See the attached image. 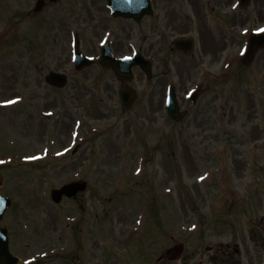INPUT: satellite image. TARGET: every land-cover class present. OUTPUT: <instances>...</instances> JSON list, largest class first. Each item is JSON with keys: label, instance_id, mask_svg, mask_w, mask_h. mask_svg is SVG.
I'll use <instances>...</instances> for the list:
<instances>
[{"label": "rangeland", "instance_id": "obj_1", "mask_svg": "<svg viewBox=\"0 0 264 264\" xmlns=\"http://www.w3.org/2000/svg\"><path fill=\"white\" fill-rule=\"evenodd\" d=\"M34 2L0 0V194L11 200L4 222L12 251L29 264H153L159 255L162 264H198L204 244L221 240L251 248L242 262L262 264L264 51L243 66L235 48L195 104L180 100L195 71L184 73L176 95L187 113L174 122L155 102L163 96L156 73L148 82L133 70L137 97L122 110L111 71L73 68L72 36L88 56L108 38L126 55L139 51L136 26L118 36L126 26L94 18L97 0H45L37 14ZM235 11L243 49L264 27V0ZM51 70L67 74L64 87L47 84ZM75 180L87 189L53 203L50 191ZM177 241L183 255L166 260Z\"/></svg>", "mask_w": 264, "mask_h": 264}, {"label": "flooded vegetation", "instance_id": "obj_2", "mask_svg": "<svg viewBox=\"0 0 264 264\" xmlns=\"http://www.w3.org/2000/svg\"><path fill=\"white\" fill-rule=\"evenodd\" d=\"M94 5L95 12L94 18H101L103 22L108 25V21H117L125 28L119 29L118 36H130L131 32L135 30L133 26H136L140 38L139 51L144 58L151 60V73L149 78L144 75V72L138 68L140 74L145 76V79L149 82L153 79V74L156 73L154 90L158 93L163 92L162 100H155L160 102V107L165 104L166 90L169 85H173L176 90L184 87L183 83L189 82V87H199L201 91L200 96L203 94L205 82L212 77L214 73L217 78L223 77L225 69L231 66V62L235 58L231 57V52L235 53V48H239V38L237 35V22L236 0H227L225 5L221 6L219 0H150L151 13L147 15H141L138 19L133 17L114 16L107 6V0H101L102 3ZM229 6V11H223L222 8ZM222 9L217 13L214 18L218 19L216 25L211 27L209 20L211 14H214L215 8ZM101 11V12H99ZM97 15V16H96ZM103 15H106L105 17ZM108 29V27H106ZM218 29V30H217ZM131 31V32H130ZM195 33V37L193 35ZM190 47L185 44L184 47L177 48L174 45V40L180 38H190ZM240 35V34H239ZM231 38L232 40H226ZM113 56L117 55L116 48L111 47ZM228 51V53H227ZM100 55V49L96 50L93 54L95 58L93 65L99 70H109V68L101 66L97 56ZM152 55V56H151ZM181 59L185 62H190L189 67L186 65H179ZM207 63L204 62L207 60ZM205 63V64H204ZM186 66V67H185ZM183 69L181 72L178 71ZM194 70L193 75H187V82L184 81V73ZM216 70L215 72H213ZM112 72V71H111ZM183 73V74H180ZM135 74V73H134ZM173 74L174 77L173 78ZM115 75L112 72V80ZM133 76V75H132ZM134 78V76H133ZM155 78V77H154ZM114 81L123 85V82L114 77ZM182 87V88H183ZM199 96V97H200ZM179 99V98H178ZM180 100L185 102V98L181 96ZM263 234L260 237L263 238ZM257 235L253 232H249L247 240L251 244L252 248L257 246ZM244 240L240 243L241 245ZM233 245V248L231 249ZM246 247V246H245ZM238 244L233 242H214L204 246V252L201 253V259L199 264H254L253 262H242V251H245L248 256L252 257L251 248L237 249ZM253 250H255L253 248ZM233 251V253L231 252ZM15 254V252H14ZM220 255V259L217 260V255ZM238 257L234 262H230L234 257ZM88 262H82L87 264ZM162 264V262H157ZM261 264V263H260ZM264 264V262H262Z\"/></svg>", "mask_w": 264, "mask_h": 264}, {"label": "water", "instance_id": "obj_3", "mask_svg": "<svg viewBox=\"0 0 264 264\" xmlns=\"http://www.w3.org/2000/svg\"><path fill=\"white\" fill-rule=\"evenodd\" d=\"M52 2L56 0H50ZM110 3V8L112 10V14L114 15H123V16H133L138 18L141 15V12L150 11V5L148 0H108ZM249 0H241V5L245 6L248 4ZM43 6V0H37L35 3L34 10L38 11ZM248 50L243 57V61L248 63L254 52L257 48H264V31L260 33L253 34L250 38H248ZM176 43V42H175ZM182 41L176 43V45L181 46ZM186 44V43H185ZM188 44V42H187ZM74 47V61L76 69H81V67L89 65L91 61L83 57V55L78 50V42L77 38L75 39ZM103 53L101 57V62L104 65L111 66L116 74L122 79L128 80L131 75L130 68L134 64H138L149 71V62L140 60L141 57L139 55H135L133 58H124V59H114L111 56V53L107 47L104 45L102 47ZM144 65V66H143ZM66 76L64 74L49 72L46 76L47 82L56 87H62L66 83ZM134 94L127 88H123L119 92V98L124 108H128L133 99ZM168 116H171L173 119H180L184 112H179V106L177 105L174 95L171 94L170 101L167 106ZM85 182H72L62 186L59 189H55L51 192V198L55 202H59L61 200L62 195H67V197H71L77 194L78 191H83L85 189ZM8 205V199L2 198L0 200V216L2 215L5 207ZM6 231L4 229H0V264H22L20 260H17L14 257H11L7 250V239H6ZM180 251H182L181 246L176 245L173 248L167 251L169 257L171 259H176L180 255Z\"/></svg>", "mask_w": 264, "mask_h": 264}]
</instances>
